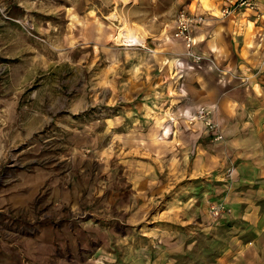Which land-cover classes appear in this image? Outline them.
I'll use <instances>...</instances> for the list:
<instances>
[{"label": "rangeland", "instance_id": "obj_1", "mask_svg": "<svg viewBox=\"0 0 264 264\" xmlns=\"http://www.w3.org/2000/svg\"><path fill=\"white\" fill-rule=\"evenodd\" d=\"M194 1L0 0V264H217L240 251L232 170L213 168L225 132H194L197 67L170 44ZM125 23L146 47L115 40Z\"/></svg>", "mask_w": 264, "mask_h": 264}, {"label": "crops", "instance_id": "obj_2", "mask_svg": "<svg viewBox=\"0 0 264 264\" xmlns=\"http://www.w3.org/2000/svg\"><path fill=\"white\" fill-rule=\"evenodd\" d=\"M258 3L259 10L228 18L221 16L226 4L220 2L194 1L186 8L206 19L193 27L195 53L204 60L196 63L188 56L184 64L197 67L191 74L199 91L196 105L214 108L210 118L225 132V153L213 168L226 163L232 170L229 205L247 237L238 242L237 255H224L217 264H264V0ZM175 31L176 25L170 34ZM170 44L174 53L186 52L183 39ZM193 129L205 136L203 141L218 133L204 120Z\"/></svg>", "mask_w": 264, "mask_h": 264}, {"label": "built area", "instance_id": "obj_3", "mask_svg": "<svg viewBox=\"0 0 264 264\" xmlns=\"http://www.w3.org/2000/svg\"><path fill=\"white\" fill-rule=\"evenodd\" d=\"M258 0H231L229 5L223 10V14L226 16L229 13H232L238 9H250L252 11H256L258 8ZM205 17L202 15H193L186 9L181 10V12L177 15V24H176V36L180 39H183L188 49V53L195 58L197 62L203 59V56L196 55L195 53V36L193 33V27L197 24L203 23ZM212 109L203 105L200 106L198 110L197 119L204 120L206 125L211 130H218L216 135V140L222 139L223 133L218 129V123H215L211 120ZM224 206H214L213 210L216 215H219L224 211Z\"/></svg>", "mask_w": 264, "mask_h": 264}, {"label": "bare ground", "instance_id": "obj_4", "mask_svg": "<svg viewBox=\"0 0 264 264\" xmlns=\"http://www.w3.org/2000/svg\"><path fill=\"white\" fill-rule=\"evenodd\" d=\"M115 40L123 45L133 46L134 44H136L145 47L147 46L146 36L137 33L136 30L128 27L126 23L119 28Z\"/></svg>", "mask_w": 264, "mask_h": 264}]
</instances>
